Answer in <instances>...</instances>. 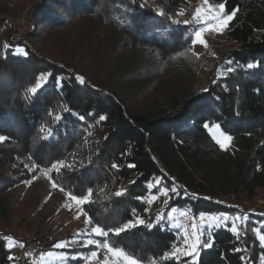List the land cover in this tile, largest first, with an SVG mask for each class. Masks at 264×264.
<instances>
[{"label": "trees", "instance_id": "1", "mask_svg": "<svg viewBox=\"0 0 264 264\" xmlns=\"http://www.w3.org/2000/svg\"><path fill=\"white\" fill-rule=\"evenodd\" d=\"M198 1L40 0L26 37H8L7 47L0 48V135L9 138L0 142L1 224L13 209L6 193L41 177L33 165L49 168L58 160L72 166L50 174L63 192L80 196L93 188L92 202L81 207L93 224L115 227L137 216L145 220L144 226L108 237L144 264H191L188 257L179 262L164 257L181 244L167 222L171 208L193 216H236V207L218 201H254L264 189V0H209L225 3L229 13L239 9L226 27L230 47L216 65L192 52L197 26L166 18L181 21L174 14L184 10L188 16ZM85 24L89 46L77 65L59 52H46L44 37ZM3 31L6 24L0 21ZM17 48L27 51V58L13 55ZM101 48L106 49L103 57L90 66ZM202 73L205 89L197 88ZM77 76L84 78L82 84ZM38 82V91L29 92ZM101 115L106 119L101 121ZM205 122L218 123L231 136L226 151ZM160 178L161 184L148 188ZM173 186L179 195L170 191ZM158 187L169 189L170 198L151 210L147 199L157 195ZM121 189L126 193L116 197ZM244 210L239 238L231 224L203 237H214V243L201 247L199 264H241V256L251 257L248 264H264L258 240L264 234V211ZM158 215L164 219L149 228ZM95 239L102 243L104 238ZM234 247L246 250L234 252ZM67 251L80 256L87 250ZM13 253L0 234V264H12ZM68 264L82 262L77 258Z\"/></svg>", "mask_w": 264, "mask_h": 264}, {"label": "rangeland", "instance_id": "2", "mask_svg": "<svg viewBox=\"0 0 264 264\" xmlns=\"http://www.w3.org/2000/svg\"><path fill=\"white\" fill-rule=\"evenodd\" d=\"M39 2L40 0H0V21H5L6 24V31L0 33V48L5 49L7 47L9 38L16 41L26 37L30 28V17ZM197 8H201L202 16L205 15L202 1H198L191 5L188 16H184V14L180 16L181 23L188 20L197 28L202 27L203 25L193 19ZM212 27H218V25L214 24ZM225 34L226 28L222 31L206 30L203 35L207 41V47L197 43L192 52L196 56H202L212 65H216L230 47L225 39ZM87 36L86 24L66 31H58L53 36L44 37V44L48 45L49 48V51L46 52H59L60 57H65L68 61L69 59L73 60L72 62L77 65L78 60L84 58V49L89 46L88 42H85ZM105 52L106 49L101 48L100 54H93L94 56H91L89 60V65L96 66L99 55L102 58ZM16 53L22 54L21 49L17 48ZM219 75H222L221 71H219ZM198 82L197 88L205 89V74L202 73ZM214 131L209 130L211 136ZM157 181L154 180L152 185L156 186ZM67 196V193L57 187H52L47 174L44 173L40 178L16 185L6 193V200L12 205L13 209L10 220L5 224L0 223V234L6 239L7 247L14 250L12 264L73 263L76 259L70 257L76 256V254L68 253L67 250L71 249L87 250L82 252L83 255L78 256L82 264H112L111 258L105 261V256L109 255L110 257L111 255L107 253L106 249H97L95 245L83 247L87 239L95 238V236L91 234L92 227L90 224L86 223L88 218L82 211V206H78ZM169 198L170 194L168 192L165 194L161 190L159 194L148 197L149 208L159 210L166 204V201L168 202ZM218 203L226 207L232 204L233 207L237 208L238 215H227L229 217L227 222L222 220L211 221L209 215L206 214L193 216L188 210H177L175 213H171L174 219L169 220L170 211L168 212L167 222L170 228L177 230L181 240V248L184 247L183 238L199 229L200 226H203L205 235H209L212 229L219 228L222 225L236 224L238 226L240 220L247 213L244 210L245 208L264 211V189L258 191L252 202L243 200L240 203H229L221 199ZM237 216L241 219L236 220L235 217ZM209 224L213 225L210 231L208 229ZM193 225H196V228ZM9 237L13 239H8ZM194 239L195 237L189 239V244ZM59 242H65L66 246L63 248L54 247ZM21 243L23 246H21ZM92 251L97 252L95 258H89Z\"/></svg>", "mask_w": 264, "mask_h": 264}, {"label": "snow or ice", "instance_id": "3", "mask_svg": "<svg viewBox=\"0 0 264 264\" xmlns=\"http://www.w3.org/2000/svg\"><path fill=\"white\" fill-rule=\"evenodd\" d=\"M130 2L132 4L135 3V0H130ZM141 8L145 7L144 4L140 5ZM202 7L205 8V15H201V8H197L196 12L193 15V19L196 20L199 24L203 25L202 27L198 28L194 33H193V38L191 40V44L194 47L197 43H199L200 45H203L204 47H207V41L204 38V32L206 30H213V31H222L224 28H226L235 18L237 15V12L239 11L238 8H234L230 13L225 11V3L221 2L218 4H211L209 2V0H202ZM159 16H165V13L163 11H158L157 13ZM184 14V10H181L180 12L175 13L174 15L176 17L178 16H182ZM167 19H169L172 23H176L179 24L181 23V21H179L178 19H174L173 16H168L166 17ZM184 24H188L189 21L185 20L183 21ZM218 25V27H212V25ZM21 52L23 54V56L25 58H27L28 56V52L24 51L21 49ZM13 55H16L18 53H12ZM247 67L249 69H251L253 67L252 64H248ZM228 71H232L231 68L228 69ZM48 76H50L51 74H47ZM44 79V75H41L39 77V80H43ZM76 79L82 84L84 82V78L81 76H77ZM57 84H59L62 87V82L57 80L56 81ZM42 85L38 82L36 86L31 87L28 89L29 92L35 94L38 89L41 87ZM61 119V117H57V120ZM79 119L81 121H84L85 117L84 116H80ZM99 119L101 121L105 120L106 117L104 115H101L99 117ZM203 127L205 129H209V130H215L213 132L212 138L215 140V142L219 145V147L222 150H227V148L230 146V142H231V136L224 133L223 130L221 129V126L217 123V124H213L210 125L208 122H205ZM49 134H51V130H49ZM7 139H9L8 137L2 136L0 135V142H4ZM72 167L70 164L66 163L64 160H58L55 161L51 164V166L49 168H43L41 169L39 165H33V172H43L44 174H47L48 179L50 181V183L52 184V187L56 188V187H60L61 191H65V189L63 187H61L50 175L53 171L59 173L61 168H70ZM111 167L113 169L118 170V166L113 163L111 165ZM128 167H135V165L133 164H129ZM162 179L160 178L157 181V185L162 183ZM153 187L152 184L148 185V188L151 189ZM163 191L165 194L169 191V189L167 188H159L157 189V194H159L160 191ZM170 191L176 193L177 195H179V191L178 189L175 188V186H173ZM126 193V189H121L117 192L114 193V195L116 197H120L122 195H124ZM93 195V188L89 187L86 190V194L85 195H74L71 192L68 193L67 198L70 199L71 201H74L78 206H83L85 204L91 203V197ZM155 198V197H153ZM136 199L143 201L144 197H137ZM167 203V201H166ZM177 211V209L175 207L171 208L168 219L172 220L174 219L171 215V213H175ZM164 217L162 215H158L156 220L153 221L151 224L148 225L149 228L151 227H155L158 223H160L161 220H163ZM236 220H240L241 217L237 216L235 217ZM209 220L211 221H216V220H222L227 222L229 220V217L227 215L224 216H217V215H209ZM86 223L88 224H92V228H91V234H94L95 237H100V238H104L103 242L101 243L100 240L95 239V238H89L87 239L86 243L83 245V247H88L89 245H95L97 247V249L99 248H104L107 250L108 254H111L110 257L109 255L105 256V261H108L110 258L112 260V264H144V262L138 258L137 256L129 253L128 251H126L125 249H123L122 247L116 246L115 242H109L108 237L110 236V234L114 237H119L122 233L128 232L132 229L137 228L138 226H144L145 225V220L139 216L134 217L133 219H130L126 222L120 223L118 226L115 227H105L102 226L99 223L93 224V220L92 217L89 216L88 219L86 220ZM218 226V225H217ZM226 226V225H225ZM194 228H196V225H193ZM213 227L212 224L208 225V229L209 231L211 230V228ZM231 232H233L234 234L237 235V238H239V229L237 227L236 224H233L231 229ZM89 234V235H91ZM205 233L203 231V226H200L199 229H197L196 231L190 233L188 236H185L183 238V244L184 247L181 248V246L177 245L176 247L173 248V250L171 252L165 253L164 257L165 258H171V259H175L177 262H179L180 258L183 257H188L190 258V262L191 264H199L198 262V255H199V250L202 248L207 249L213 246L214 243V237H209L207 240H205L204 237ZM192 237H195V239L193 240V242L191 244H189V239H191ZM8 239H13L12 237H9ZM258 240L261 242V247H264V234H259L258 235ZM21 246H23V244L21 243ZM66 244L65 242H59L56 245H54V247L56 248H63L65 247ZM246 249H240V248H233V251H244ZM50 254V253H49ZM97 256V252L96 251H92L90 253V257L89 258H95ZM10 259H12V257H9ZM71 259H77L78 258V254L76 256H71ZM241 259V264H248V261L251 260V257L249 258H245L243 256L240 257ZM252 264H255V262L253 261Z\"/></svg>", "mask_w": 264, "mask_h": 264}]
</instances>
